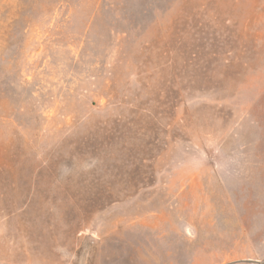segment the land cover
I'll use <instances>...</instances> for the list:
<instances>
[{
	"label": "rangeland",
	"instance_id": "rangeland-1",
	"mask_svg": "<svg viewBox=\"0 0 264 264\" xmlns=\"http://www.w3.org/2000/svg\"><path fill=\"white\" fill-rule=\"evenodd\" d=\"M0 264H264V0H0Z\"/></svg>",
	"mask_w": 264,
	"mask_h": 264
}]
</instances>
